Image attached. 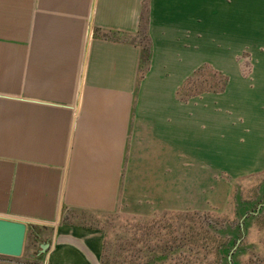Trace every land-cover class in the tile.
<instances>
[{"label":"crops","instance_id":"0c3cea01","mask_svg":"<svg viewBox=\"0 0 264 264\" xmlns=\"http://www.w3.org/2000/svg\"><path fill=\"white\" fill-rule=\"evenodd\" d=\"M207 65L225 89L182 93ZM262 169L264 0H0V217L52 232L42 264H101L90 215L223 212Z\"/></svg>","mask_w":264,"mask_h":264},{"label":"rangeland","instance_id":"374dc122","mask_svg":"<svg viewBox=\"0 0 264 264\" xmlns=\"http://www.w3.org/2000/svg\"><path fill=\"white\" fill-rule=\"evenodd\" d=\"M133 41H138L142 49H148L149 42L144 33ZM238 63L241 75L248 77L251 72L249 54H240ZM224 79L208 65L202 66L187 78L181 92L191 96L213 93L221 88ZM239 204L245 210H238ZM245 213L248 215L243 237L233 251L236 256L232 262L264 264V169L231 179V196L223 212L173 214L149 219L117 214L90 215L82 221L104 232L101 264H226L228 255L218 253L234 248L235 244L230 242L231 234L237 226L240 230ZM35 231L41 240L34 241L33 231L29 229L23 253L14 260L42 264L49 248L40 253V244L50 239L52 232L45 229ZM238 236L241 237L240 232Z\"/></svg>","mask_w":264,"mask_h":264},{"label":"water","instance_id":"95a60500","mask_svg":"<svg viewBox=\"0 0 264 264\" xmlns=\"http://www.w3.org/2000/svg\"><path fill=\"white\" fill-rule=\"evenodd\" d=\"M254 213V212H252ZM247 214H244L241 223H240V233L241 237L238 236L234 248L230 251L227 256L228 264H233L232 262V254L234 249L240 244L243 237L244 230V221L247 218ZM29 223L22 222L19 220H12L0 217V256L11 257V258H19L24 249V243L26 240V235L28 232ZM59 240L57 239L56 242ZM66 242H69L72 245L79 247L85 254L87 251L84 247L77 241L71 238H66ZM49 243L40 244V253L45 252L47 248H49Z\"/></svg>","mask_w":264,"mask_h":264},{"label":"trees","instance_id":"16d2710c","mask_svg":"<svg viewBox=\"0 0 264 264\" xmlns=\"http://www.w3.org/2000/svg\"><path fill=\"white\" fill-rule=\"evenodd\" d=\"M146 11H147V8H146V3H144V11L142 13V17H141V28H140V34L144 33V36L145 38L147 39V35L146 33L144 32V27H145V22H146ZM147 48L149 49V44L147 45ZM148 49H142V61L146 62L148 60V52L149 50ZM225 86H226V79H224V83L223 85L221 86V88L218 90V91H215V92H220V91H223L225 89ZM238 210L240 211H243L245 209L242 208V206L239 204L238 206ZM244 223L246 224V222L244 221ZM239 226H237L234 231H232V236H231V243L233 242V244H235L237 238H238V235H239ZM232 246V245H231ZM230 248V247H229ZM223 252V253H222ZM221 253H218L219 255L223 254V256H227L229 253H230V250L229 249H223ZM225 254V255H224ZM235 256V254H233ZM233 258V257H232ZM149 262V261H148ZM226 264H228V262H226Z\"/></svg>","mask_w":264,"mask_h":264}]
</instances>
